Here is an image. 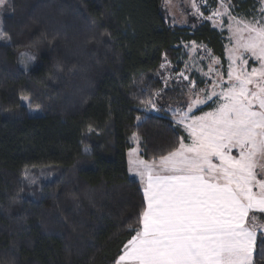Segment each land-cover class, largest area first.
<instances>
[{
    "label": "trees",
    "instance_id": "trees-1",
    "mask_svg": "<svg viewBox=\"0 0 264 264\" xmlns=\"http://www.w3.org/2000/svg\"><path fill=\"white\" fill-rule=\"evenodd\" d=\"M203 1L207 13L220 2ZM223 1L238 18L261 6ZM3 34L0 264H116L145 206L129 173L134 134L146 161L184 135L168 109L184 90L163 91V64L180 73L191 43L225 64L227 33L174 25L163 0H9ZM34 171L53 176L30 185ZM253 264H264L259 233Z\"/></svg>",
    "mask_w": 264,
    "mask_h": 264
},
{
    "label": "snow or ice",
    "instance_id": "snow-or-ice-1",
    "mask_svg": "<svg viewBox=\"0 0 264 264\" xmlns=\"http://www.w3.org/2000/svg\"><path fill=\"white\" fill-rule=\"evenodd\" d=\"M232 19L227 87L213 85L188 112L213 96L222 103L201 116L184 113L178 123L191 142L181 137L158 161L130 153L145 206L117 264H253L258 233L264 246V224L250 217L264 213V23ZM249 58L260 66L249 71Z\"/></svg>",
    "mask_w": 264,
    "mask_h": 264
},
{
    "label": "rangeland",
    "instance_id": "rangeland-1",
    "mask_svg": "<svg viewBox=\"0 0 264 264\" xmlns=\"http://www.w3.org/2000/svg\"><path fill=\"white\" fill-rule=\"evenodd\" d=\"M219 1V6L216 9H210L209 13H207L208 10L205 11L204 9L205 2H202V0H163L164 12L167 18H169L174 25L193 28L204 22H209L212 27L218 29L221 32L227 33L225 64H223V62L218 57L214 56L213 53L209 49H207V47L198 45L196 43L184 45V48L188 52V58L186 59L184 67L180 73L174 71V67L169 63V61H166L163 64L161 70V75L164 82L163 91H166L167 88L169 89L173 86L182 87V89L184 90L183 101L175 104L170 103L168 108L171 113H175V122L177 124H179L178 121L186 112L190 117L201 116L205 112L214 111L218 104L222 103L218 96H213L211 100H208L204 104L193 107L192 111L188 112V107L191 104L192 100L196 98L203 99L206 95L210 94L213 91V85H217L215 89L216 92H219L221 90V87H227V73L229 64L231 63L229 57L231 54V50L235 48V38L233 37V33L229 28V25L234 24L232 18L235 17L236 20H243L248 22L259 21L261 23H264V0H260V9L250 18H238L234 16L228 4L223 0ZM8 2L9 0H7V3L3 7H0V33H3V19L5 14L7 13ZM193 3H195L196 7H193ZM218 11L223 12L224 14L213 15V13ZM208 17L212 18L209 19ZM0 43L7 42L0 41ZM237 64H239V61H237ZM259 66V61L255 60L254 58L248 59L247 68L249 71H251V68H258ZM181 73H183V75H181ZM161 98L162 97L159 98V102L160 104H164V101ZM23 102L24 104L29 103L27 99H23ZM153 112H158L157 106H154ZM29 114L31 116H39L42 114V112L38 109H30ZM179 125L184 131V142L190 143L191 141L188 139V133L185 131L184 127L181 124ZM132 143L133 147L128 153L129 173L132 177L139 181V178L134 174V172L130 171L133 165H131L129 161L135 158L133 156H130V153L133 149H138L139 156L140 158L142 157L139 142L137 143V141L132 139ZM233 154L236 155L235 150L233 151ZM42 172L43 171H34L33 173L29 172L25 175V179L29 182L30 185H37L40 184L43 180L47 181L53 176V174ZM251 216H256L258 218V223L264 224V218H262V216H264V213L254 212L250 213V217Z\"/></svg>",
    "mask_w": 264,
    "mask_h": 264
}]
</instances>
